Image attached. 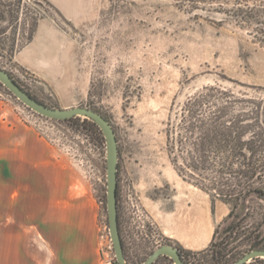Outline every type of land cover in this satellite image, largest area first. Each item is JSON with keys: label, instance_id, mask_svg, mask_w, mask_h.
Masks as SVG:
<instances>
[{"label": "rangeland", "instance_id": "obj_1", "mask_svg": "<svg viewBox=\"0 0 264 264\" xmlns=\"http://www.w3.org/2000/svg\"><path fill=\"white\" fill-rule=\"evenodd\" d=\"M47 1L54 7L44 0H0V67L45 103L61 108L86 106L107 116L118 146L116 195L121 225L134 257L167 244L168 237L156 223L159 214L194 201L200 209L223 215L214 229L217 241L232 227L238 230L235 240L234 235L229 237L233 254L251 250L254 240L262 243L264 199L251 195L229 214L230 204L176 173L165 150L164 130L172 101L181 103L205 85L218 83L250 94L252 88L235 82L264 86V33L234 17L232 0ZM39 13L40 19L58 26L70 45L62 51L66 75L58 83L42 81L13 60L15 49L28 36L30 16ZM82 73L85 81L76 75ZM0 98L55 143L78 172L77 198L96 214L98 264L102 257L115 258L101 129L82 123L86 118L82 115L79 121L45 117L1 82ZM155 264L174 262L160 255Z\"/></svg>", "mask_w": 264, "mask_h": 264}, {"label": "crops", "instance_id": "obj_2", "mask_svg": "<svg viewBox=\"0 0 264 264\" xmlns=\"http://www.w3.org/2000/svg\"><path fill=\"white\" fill-rule=\"evenodd\" d=\"M66 44L58 26L40 19L13 60L42 81L58 83L66 75ZM76 75L86 80V73ZM78 181V172L58 146L0 98V264L99 263L96 214L77 198ZM222 219V214L200 209L194 201L162 212L156 223L164 236L200 250Z\"/></svg>", "mask_w": 264, "mask_h": 264}, {"label": "trees", "instance_id": "obj_3", "mask_svg": "<svg viewBox=\"0 0 264 264\" xmlns=\"http://www.w3.org/2000/svg\"><path fill=\"white\" fill-rule=\"evenodd\" d=\"M44 1L54 7L49 1ZM232 3L233 15L237 20L253 25L255 31L264 33V2L232 0ZM55 10L58 13V9ZM30 17L32 22L28 36L15 51L31 40L43 14ZM235 83L252 88L254 92L235 91L218 83L205 85L181 103L172 101L164 130L165 150L176 173L208 194L230 204L232 208L229 214L251 195L264 199V86L250 87ZM65 120L79 121L81 118L73 116ZM81 122L96 126L88 118H82ZM117 222L126 262L141 264L152 250L140 258H135L130 252L123 234L118 203ZM215 234L216 231L209 244L200 250L184 248L170 238H166L165 243L174 244L184 264H233L241 256L233 254V246H230L238 236V230L232 227L229 234L220 241L215 239ZM231 236L232 240L229 238ZM262 239V243L254 240L251 248H264V235ZM260 259L255 257L251 260L264 264V257Z\"/></svg>", "mask_w": 264, "mask_h": 264}, {"label": "water", "instance_id": "obj_4", "mask_svg": "<svg viewBox=\"0 0 264 264\" xmlns=\"http://www.w3.org/2000/svg\"><path fill=\"white\" fill-rule=\"evenodd\" d=\"M0 82L26 106L35 112L56 120H65L73 116L82 115L91 119L102 131L106 145L107 169V214L110 240L118 264H128L124 258L123 248L117 222V163L118 146L114 128L107 118L100 112L86 107L74 106L69 108L52 107L32 97L22 89L10 74L0 67ZM160 255L170 257L174 264H184L177 248L170 244L158 246L141 264H152ZM255 257H264V248H255L243 253L233 264H244Z\"/></svg>", "mask_w": 264, "mask_h": 264}, {"label": "built area", "instance_id": "obj_5", "mask_svg": "<svg viewBox=\"0 0 264 264\" xmlns=\"http://www.w3.org/2000/svg\"><path fill=\"white\" fill-rule=\"evenodd\" d=\"M108 247L111 248L110 243L108 244ZM100 264H118V262L113 256H108V257H102Z\"/></svg>", "mask_w": 264, "mask_h": 264}]
</instances>
